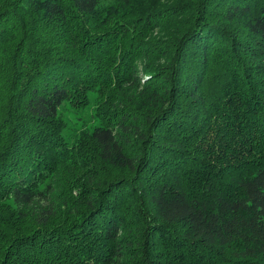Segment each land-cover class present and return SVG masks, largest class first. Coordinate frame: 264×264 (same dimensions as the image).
Listing matches in <instances>:
<instances>
[{
    "label": "trees",
    "instance_id": "16d2710c",
    "mask_svg": "<svg viewBox=\"0 0 264 264\" xmlns=\"http://www.w3.org/2000/svg\"><path fill=\"white\" fill-rule=\"evenodd\" d=\"M0 264H264V0H0Z\"/></svg>",
    "mask_w": 264,
    "mask_h": 264
},
{
    "label": "rangeland",
    "instance_id": "374dc122",
    "mask_svg": "<svg viewBox=\"0 0 264 264\" xmlns=\"http://www.w3.org/2000/svg\"><path fill=\"white\" fill-rule=\"evenodd\" d=\"M93 97V93L89 91L87 102L83 105H74L64 101L58 106L56 114L63 125L61 133L66 142L73 144L80 135L85 137L94 126L99 124L93 112Z\"/></svg>",
    "mask_w": 264,
    "mask_h": 264
}]
</instances>
